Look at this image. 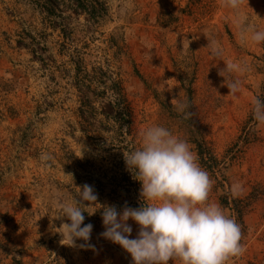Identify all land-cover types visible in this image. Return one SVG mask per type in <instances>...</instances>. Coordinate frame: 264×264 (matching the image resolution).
<instances>
[{"label": "rangeland", "instance_id": "1", "mask_svg": "<svg viewBox=\"0 0 264 264\" xmlns=\"http://www.w3.org/2000/svg\"><path fill=\"white\" fill-rule=\"evenodd\" d=\"M84 1L87 10L77 0H0V247L8 239L20 250L15 263L0 249V264H131L100 236L102 209L83 213L94 250L63 245L54 229L70 221L52 216L84 184L113 205L111 192L127 184L121 148L139 147L147 127H167L197 156L181 102L222 161L216 178L207 172L209 201L236 222V200L248 211L239 225L244 251L228 264H264V123L239 150L251 101L264 98V44L244 39L240 17L264 29V0H245L239 15L223 0ZM213 45L222 57L210 54ZM229 62L243 68L223 73L241 81L235 95L220 75ZM119 91L131 130L116 119ZM128 223L135 238L138 226Z\"/></svg>", "mask_w": 264, "mask_h": 264}, {"label": "clouds", "instance_id": "2", "mask_svg": "<svg viewBox=\"0 0 264 264\" xmlns=\"http://www.w3.org/2000/svg\"><path fill=\"white\" fill-rule=\"evenodd\" d=\"M244 2L223 0V7L239 15ZM240 19L244 21V39L253 45L264 44V29L248 25L245 17ZM210 54L222 57L223 50L213 45ZM241 71V65L229 62L220 72L233 95L240 90L241 81L229 80L223 73ZM251 104L254 119L264 123V98L257 96ZM190 106L181 102L176 108L188 118ZM124 160L141 185L140 207L101 204L93 186L77 187L72 201L61 200L52 216L70 221L54 229L61 234L63 245L94 250L90 243L93 225L84 223L83 213L93 215L102 209L105 230L100 236L130 254L131 264H169L170 260L173 264H228L243 253L239 224L209 201L211 180L185 139L161 125L147 127L140 133L139 147L124 152ZM129 220L138 226L135 238H130L133 227ZM78 240L83 243L78 245Z\"/></svg>", "mask_w": 264, "mask_h": 264}, {"label": "trees", "instance_id": "3", "mask_svg": "<svg viewBox=\"0 0 264 264\" xmlns=\"http://www.w3.org/2000/svg\"><path fill=\"white\" fill-rule=\"evenodd\" d=\"M80 7L87 10V4L84 0H77ZM199 1V0H197ZM196 1V2H197ZM138 73V72H137ZM139 77H141L140 74H138ZM187 93L189 95L190 102L192 101V90L188 88ZM117 106V121L123 124L127 129L131 130L133 120H132V113L131 108L128 103V99L126 98L123 91L117 92V100L115 102ZM162 105L165 106L163 102H161ZM189 123V133H190V142L195 145L197 150V158L198 163L206 172L217 177V174L220 172V166L222 161L219 159V157L214 153V151L211 149V147L207 144V141L203 135V132L200 128V126L196 123H194L191 118L186 119ZM258 124V122L254 119L253 115H250L248 121L246 122V125L243 127L242 135H240L239 139L242 142L240 145L239 150L242 151V147L245 145H248L252 142V139L256 136V134L253 132L254 127ZM122 136H124L122 134ZM121 147V146H120ZM136 147L132 144H127V146H122L121 149H126V152H129L130 150L135 149ZM120 149V148H118ZM115 150V149H114ZM119 166L121 169L125 171V179L124 181L127 182L125 186H119L123 194H120L118 190L111 192L112 196H109L110 199L113 201V205L117 206L118 208H122L127 204V206L132 208H138L140 207L141 201H140V189L141 185L140 183L134 179V181L130 180L128 177H126V174L132 175V173L129 174V170H127L124 160V154H121ZM133 176V175H132ZM104 192V191H101ZM123 195V196H122ZM123 197H130L131 203H125V202H119L117 201L118 198ZM228 204V200L226 199L225 202ZM238 204V200L235 201V207L233 208L234 212L236 213V220L239 225H244V215L248 211L240 207ZM0 227H2L4 224H6V217L5 215H0ZM5 244L0 247V249L3 251V253L7 256H12L13 261L15 263H19L20 260L16 259L15 254L20 253V250L16 248L15 246H12V242L8 239L5 240Z\"/></svg>", "mask_w": 264, "mask_h": 264}]
</instances>
